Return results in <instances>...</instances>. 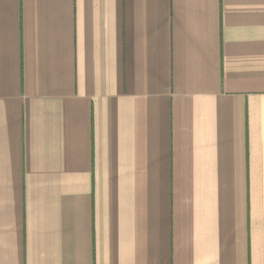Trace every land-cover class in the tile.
I'll use <instances>...</instances> for the list:
<instances>
[{"label":"crops","instance_id":"crops-1","mask_svg":"<svg viewBox=\"0 0 264 264\" xmlns=\"http://www.w3.org/2000/svg\"><path fill=\"white\" fill-rule=\"evenodd\" d=\"M0 264H264V0H0Z\"/></svg>","mask_w":264,"mask_h":264}]
</instances>
